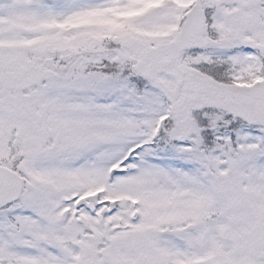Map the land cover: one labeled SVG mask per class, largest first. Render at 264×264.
<instances>
[{
    "label": "snow or ice",
    "instance_id": "obj_1",
    "mask_svg": "<svg viewBox=\"0 0 264 264\" xmlns=\"http://www.w3.org/2000/svg\"><path fill=\"white\" fill-rule=\"evenodd\" d=\"M0 264H264V0H0Z\"/></svg>",
    "mask_w": 264,
    "mask_h": 264
}]
</instances>
